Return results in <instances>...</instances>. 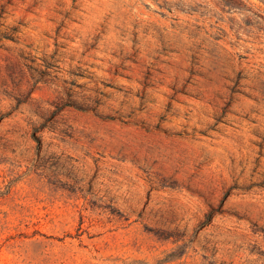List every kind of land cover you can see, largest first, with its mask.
I'll use <instances>...</instances> for the list:
<instances>
[{
  "label": "rangeland",
  "instance_id": "1",
  "mask_svg": "<svg viewBox=\"0 0 264 264\" xmlns=\"http://www.w3.org/2000/svg\"><path fill=\"white\" fill-rule=\"evenodd\" d=\"M0 264H264V0H0Z\"/></svg>",
  "mask_w": 264,
  "mask_h": 264
}]
</instances>
